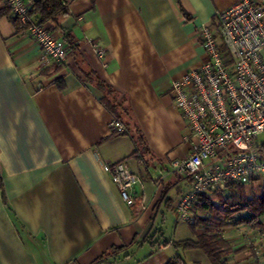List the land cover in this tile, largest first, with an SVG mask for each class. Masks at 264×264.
<instances>
[{"label":"crops","instance_id":"1","mask_svg":"<svg viewBox=\"0 0 264 264\" xmlns=\"http://www.w3.org/2000/svg\"><path fill=\"white\" fill-rule=\"evenodd\" d=\"M239 1L71 0L68 15L43 23L63 42L70 34L75 47L62 64L10 12L0 18V264H96L125 247L126 258L98 264H167L176 256L210 264L200 250L174 248L201 230L173 209L191 182L170 163L191 145L171 90L205 61L198 28ZM96 78L125 100V133L112 135L115 118L102 107ZM120 161L140 179L133 208L103 171ZM235 219L219 232L232 250L225 260L264 264V215Z\"/></svg>","mask_w":264,"mask_h":264},{"label":"built area","instance_id":"2","mask_svg":"<svg viewBox=\"0 0 264 264\" xmlns=\"http://www.w3.org/2000/svg\"><path fill=\"white\" fill-rule=\"evenodd\" d=\"M12 19L33 38L46 57L65 63L69 46L44 24L30 18L31 3L4 0ZM205 61L172 82L173 104L191 145L185 158L173 160L170 172L189 178L190 190L174 204L180 222L190 224L201 196L225 192L229 182L264 184V0H240L198 28ZM103 49L96 48L101 58ZM115 133H125L113 119ZM121 201L137 204L134 187L140 179L123 162L104 163ZM143 209L144 206L142 205Z\"/></svg>","mask_w":264,"mask_h":264},{"label":"trees","instance_id":"3","mask_svg":"<svg viewBox=\"0 0 264 264\" xmlns=\"http://www.w3.org/2000/svg\"><path fill=\"white\" fill-rule=\"evenodd\" d=\"M69 2H71V0H35L30 4V18L37 24L46 22L56 23L60 17L69 14ZM8 14L9 10L7 8L0 10V18ZM10 20L16 27L20 28V25L15 19L10 17ZM55 28H58V26ZM63 39L66 41L64 43L68 44L69 51L73 52L75 46L73 47L71 43L70 34H66ZM58 65L54 68L55 71H58ZM95 81L97 82V86L101 89L102 94H104L100 100L102 107L108 110L115 120L121 122V118L129 114L128 109L124 106L125 100H119L117 94L107 83L98 78H96ZM56 85L59 89H63L61 80L56 81ZM114 134L116 133H112V135ZM244 192V185L229 182L224 193L216 191L209 195L201 196L195 207H193L194 209H192L194 215L193 220L189 224L194 232H196L197 229H200L201 232L195 234V240L175 242L174 248L200 250L206 255L210 264H230L225 259L227 254L231 253L232 250L220 236L219 232L221 228L229 226L226 222L233 218H236L235 220L237 223L253 222L264 215V191L261 195L252 196L251 198H248ZM195 209L206 211L208 217H200L197 215ZM127 249V247L112 248L109 250V253L104 254L97 262L103 263V261L110 258L115 260L120 255L126 258L128 256L126 253ZM113 262L114 261H111L108 264H112ZM167 262V264H185L180 256H176L174 259L171 258Z\"/></svg>","mask_w":264,"mask_h":264},{"label":"rangeland","instance_id":"4","mask_svg":"<svg viewBox=\"0 0 264 264\" xmlns=\"http://www.w3.org/2000/svg\"><path fill=\"white\" fill-rule=\"evenodd\" d=\"M259 141H264V135H261L258 139ZM264 184L263 183H255L253 185H246L245 186V194L248 198H251L252 196H259L264 191Z\"/></svg>","mask_w":264,"mask_h":264}]
</instances>
